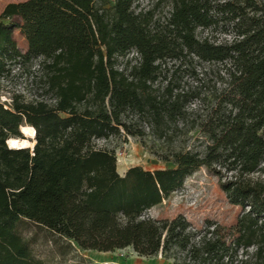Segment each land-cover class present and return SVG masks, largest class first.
I'll return each mask as SVG.
<instances>
[{"label":"trees","instance_id":"obj_1","mask_svg":"<svg viewBox=\"0 0 264 264\" xmlns=\"http://www.w3.org/2000/svg\"><path fill=\"white\" fill-rule=\"evenodd\" d=\"M137 2L22 0L0 12V77L39 57L53 100L0 99V264H42L17 231L25 220L81 249H178L219 264L254 248L250 261L264 264V181L253 177L264 172V0H172L163 20ZM221 21L228 39L196 36ZM131 50L135 62L119 61ZM186 55L219 65L212 94L160 79L164 60ZM22 125L34 130L31 149L7 144ZM189 133L203 149L176 143ZM121 134L173 167L119 175L114 151L95 141ZM201 167L242 208L234 224L207 222L200 234L181 214L144 216Z\"/></svg>","mask_w":264,"mask_h":264},{"label":"rangeland","instance_id":"obj_2","mask_svg":"<svg viewBox=\"0 0 264 264\" xmlns=\"http://www.w3.org/2000/svg\"><path fill=\"white\" fill-rule=\"evenodd\" d=\"M13 1L22 0H0V12L6 3ZM171 7L172 0H138L135 5L137 10H152L154 17L160 20L169 15ZM13 21L20 22L16 17ZM227 28V22L221 21L211 27H197L195 34L198 38L207 37L219 42L225 38L228 39L229 36L223 32V29ZM10 34L18 48L22 52L26 51L27 44L21 29L13 27ZM137 57V53L131 50L123 58H119V61L129 59L135 62ZM40 61L41 58L35 57L10 66L9 71L0 77L1 101H6L8 104L12 95H19L26 101L40 99L53 101L52 94L46 91L41 77ZM218 70L219 65L216 63L186 55L179 59L164 60L160 79H171L183 89L196 88L201 96H205L212 94L215 87L219 86ZM24 139L30 142L28 147L31 149L34 143L33 137L24 136ZM180 139H185L187 146L203 149V140L196 138L195 133L190 138L181 135L176 143ZM95 142L100 147L114 151L116 170L119 175H123L129 167L135 165L146 170L173 167L172 163L161 161L146 150L138 138L130 135L121 134L107 139L101 138ZM253 177L264 181V172H257ZM219 181L217 176L201 167L187 176L178 189L149 208L144 216L171 219L181 214L195 229L200 230V234L204 233L207 222H215L224 226L232 225L242 212V208L228 201L225 192L219 186ZM17 231L23 239L28 241L32 256L42 264H173L174 261L178 264H204L189 259L183 251L178 249H173L167 255L159 252L152 256L139 255L131 246L113 251L81 249L76 244H69L47 229L27 220L18 224ZM253 249L249 248L247 255H245V250L239 249L230 260L219 264H252L250 258ZM244 259L248 261L244 262Z\"/></svg>","mask_w":264,"mask_h":264},{"label":"bare ground","instance_id":"obj_3","mask_svg":"<svg viewBox=\"0 0 264 264\" xmlns=\"http://www.w3.org/2000/svg\"><path fill=\"white\" fill-rule=\"evenodd\" d=\"M22 132L28 137H34V130L30 126H20ZM9 147H28L30 142L25 139L11 137L6 140ZM32 145V144H31ZM120 163H123L120 161Z\"/></svg>","mask_w":264,"mask_h":264},{"label":"water","instance_id":"obj_4","mask_svg":"<svg viewBox=\"0 0 264 264\" xmlns=\"http://www.w3.org/2000/svg\"><path fill=\"white\" fill-rule=\"evenodd\" d=\"M20 131H21V130H20ZM21 133H22V131H21ZM22 135H23V137H22V138H19V139H24V136H26V135L23 134V133H22ZM7 144H8V143H7ZM33 145H34V143H33ZM33 145H32V147H33ZM32 147H31V148H32Z\"/></svg>","mask_w":264,"mask_h":264}]
</instances>
